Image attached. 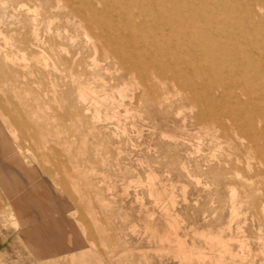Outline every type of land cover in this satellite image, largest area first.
<instances>
[{"label": "rangeland", "instance_id": "obj_1", "mask_svg": "<svg viewBox=\"0 0 264 264\" xmlns=\"http://www.w3.org/2000/svg\"><path fill=\"white\" fill-rule=\"evenodd\" d=\"M0 264H264V0H0Z\"/></svg>", "mask_w": 264, "mask_h": 264}, {"label": "bare ground", "instance_id": "obj_2", "mask_svg": "<svg viewBox=\"0 0 264 264\" xmlns=\"http://www.w3.org/2000/svg\"><path fill=\"white\" fill-rule=\"evenodd\" d=\"M183 70V69H182ZM192 85V84H191ZM98 94V93H97Z\"/></svg>", "mask_w": 264, "mask_h": 264}]
</instances>
